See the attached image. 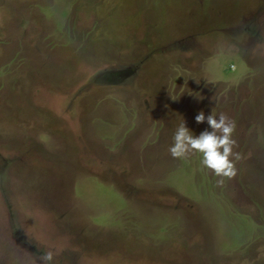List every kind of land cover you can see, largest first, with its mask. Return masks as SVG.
Listing matches in <instances>:
<instances>
[{"label": "rangeland", "instance_id": "rangeland-1", "mask_svg": "<svg viewBox=\"0 0 264 264\" xmlns=\"http://www.w3.org/2000/svg\"><path fill=\"white\" fill-rule=\"evenodd\" d=\"M223 113L235 174L176 126ZM264 264V0H0V264Z\"/></svg>", "mask_w": 264, "mask_h": 264}, {"label": "clouds", "instance_id": "clouds-1", "mask_svg": "<svg viewBox=\"0 0 264 264\" xmlns=\"http://www.w3.org/2000/svg\"><path fill=\"white\" fill-rule=\"evenodd\" d=\"M194 120L197 123L206 122L208 128L193 135L182 120L175 128L168 152L176 158H183L192 151L198 152L201 154V164L211 169L214 175L231 178L235 168L230 157L236 156L233 152L235 141L232 139L234 122L223 113L213 115L210 112L205 116L203 110L198 112ZM41 259L42 264H50L52 254L44 253Z\"/></svg>", "mask_w": 264, "mask_h": 264}]
</instances>
